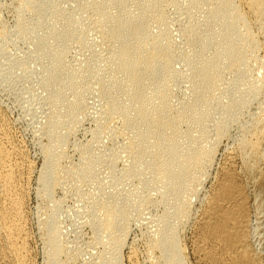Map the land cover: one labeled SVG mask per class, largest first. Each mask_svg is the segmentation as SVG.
<instances>
[{"label": "bare ground", "instance_id": "bare-ground-1", "mask_svg": "<svg viewBox=\"0 0 264 264\" xmlns=\"http://www.w3.org/2000/svg\"><path fill=\"white\" fill-rule=\"evenodd\" d=\"M56 1L59 3L60 0L59 1L56 0ZM69 1H70V3H72L71 0H69ZM166 1H168V0H137L136 2L133 1V4L130 5L129 2H127L126 0H84L83 3L79 2V4H77V7H78V9L80 8L81 13L79 12L80 14L78 16L76 15V17L70 18V21H68V19H66V21L64 20L65 22H62V23L65 24V27H64V30L62 28L61 32H59V30H58V32L61 33V34H59L57 36V31H56V28H55L56 25L54 24V23L57 22V20H56V22H55V20L53 22L52 18H50L51 19L50 21H52L53 24H52V27H50L51 25L49 26L50 28L48 27L49 29H47L48 30L47 32L44 31V33H46L45 34L46 36L43 33V35L39 34V37H36V38H39L40 43L42 44L41 48L43 47L44 44H46V42L49 41L50 38L51 39L53 38L56 41H58V44L56 43V45H58V46H60L59 45L61 43L60 40L64 39V38L66 39L67 36H69L68 38L71 41L73 40V41L78 43V42L82 41L81 38H83V37L86 38V36H85L86 32L84 33L85 35H83V37H82L78 33V32L81 33L80 30H78V32L77 31L74 32L75 29H73L74 31H70V28H71V26H73L74 28L76 26V27H78V29L80 28L82 30V33H83L84 31H83V28H82L81 24H83V22H84V25L86 24L85 26L87 28H89V29L91 28V29L94 30L95 35H96L95 40L97 39V37H99L100 38L99 39V43H101V45L104 44L106 46L107 51L111 50V49H108L107 47L113 49V51L111 53H107V54L110 55V57L111 56L112 57L110 59L108 58L109 62H108V60H107V62L104 61V62H106V64L104 62H102L103 64H100V65L99 64L96 65L97 63L95 65H92V63L88 64V62H87V64L86 63H85V65L83 64L81 67H78V69L76 68L77 69L76 72L75 71H74V73L71 72L72 74L69 73L72 76L71 77L68 76L70 78H68V81L66 80V83L71 85V89H72L71 91H72V94H73L72 95L73 96V100L71 101V103L66 102L67 104H65L66 105L65 116L77 114L79 112V110H80V105H81V101H82V98H83L82 96L84 94L83 95L81 94V88L82 87L79 89V88H77L78 87L77 85L79 84L80 81H82L83 75L85 77L87 76V79L90 80L91 82H94V83L96 82L99 85L100 91L103 92V94H104L103 98L107 97L106 98L108 100L107 103L105 102L106 99H105V101L102 99V101H104L107 104V105L104 104V105H106V108H105V111H103L104 113L102 112L103 114H105V116L111 117L112 115H110V114L114 110L117 109L116 115L119 112L118 114H120L121 119L122 120L124 119L126 121V123H128L127 121L130 122L132 120L131 114H133V112L131 113L132 110L130 111V109H134L135 114H134V117H133V122H134V125L136 127L135 128L133 127V128L137 129V133H135L137 136H135V135L134 136L137 137L138 142H141L142 145L139 146V148H137L138 145L135 144V143H132L131 145H129V147H127V150L129 152L128 154L130 155V157H129V155L127 157H129L131 159V161H134V160L136 161V159L138 157L140 158V156H145L146 155L147 156V160H146V163H145L146 165L145 164L142 165L143 164L142 163L141 164L142 166L138 165V167H136L134 169L132 168L131 170H130L131 166H129L130 168H129V170L127 169L128 170L127 174H132V176H134V178L137 177V176L141 177V175L146 173V171H145L146 167H149V168L151 167V169L153 168L155 175L157 177H161L162 179H164L165 181L164 180L163 181L166 182V184H168V185L165 184L166 186H168V189L170 191V192L169 191L168 192L173 195V198L175 197V199H172L171 201L175 200L176 207L173 208L174 207L173 206L174 201H173L172 208L175 210L176 216L178 218L180 217L181 220L178 219L177 217H175V218H177V220H179V221H182L183 217H185V216H187L189 214L188 213L189 212V210H188L189 209L188 208L189 205H187L184 202V199L186 197L184 199H183L184 196L183 197H181V196L179 197L178 196L179 194H178V192L176 190L177 189L178 190L181 189L180 191L187 190L189 195H186L183 192L182 193L185 194V196H190L191 198L195 197V195L198 196L197 192L195 193L196 186L201 184L202 179L205 177L206 173L207 174L210 173L209 171H207V168H208V166L210 168V165L212 163L211 161L213 160L214 151L215 150H213L212 148H208L206 145L207 144L209 145V143L206 144V142H205L206 145L205 144L204 145L207 148L206 147H202V145L198 144L197 148L195 149L196 145H193V144L197 140L198 141H200V139L203 140L204 134L209 131L208 130L207 132H204L205 130H204V127L202 126V123H203V121L205 120V118L207 116L206 112L208 110H206L207 109L206 107L210 108L209 104H211V101L214 99L213 96H215L214 95L215 92L212 94V91L215 88V86L217 85V83L219 82V80L221 79L220 78V76L222 75L221 73L226 71V70H230V71L236 72L237 75L245 74V77H246V75L250 76L251 72H254V70H258V71H256L257 73L260 70H263V72H262L263 75L261 76V79H260L261 82L260 81H259L260 83L257 82L258 83V84L256 83L257 86L255 85L253 87H249V89H248L246 87L247 83H245L246 85L245 84L244 85H245V88L248 89L247 91L245 90L246 95L249 94L251 97L256 96L258 94L260 96V93H261L260 90L264 89V61L259 60L258 59L259 57L257 56L258 55L257 52L259 53V51L261 49V45H262L261 42H259V39H258L259 33H257V32L262 31L264 33V0H206V3L209 4L208 12H206V13L204 12L205 14H202L199 11V13L201 14L200 15L201 17H199V18H198V16H196V18H192L194 14L189 16V18H191V19H190V22L188 21L189 25L187 24L188 26H187V30H186V34H185L186 38L189 39V40L192 38L193 39L192 41L196 40L197 42H199V44H197V47H198L199 50L203 49V48L205 49V45L209 44V43L214 45L215 49H214V51H213V53L211 55V59L205 60L204 63L201 66L200 65L198 66L199 69L191 71L193 69V68H191L192 64L191 65H189V64L187 65L186 64L187 67L189 66V69H190V71L193 74V80L191 79L192 80V84L190 83L191 84L190 86H192V92H194V96H193V98H191L193 100L192 101L190 100L191 102H189V103L183 101L182 104H184V102L186 104H184L183 106L180 105L181 107L178 108V111L176 110L175 113L171 112L170 107H172V106L169 105L170 103L167 104L168 101L166 100V98H168L167 96L170 94L169 90L171 89V87H170L171 78H174V77H172L173 73L171 71H170V73H169V71H167V69L169 70L170 56H171V52H173V51H171L172 49H170V46H169L170 43L167 44V41H166L167 40V38H166L167 37L166 36L167 33L166 34H164L163 32H159V34H157V32L154 33V31L152 30L151 26L148 23V21L152 19V22L154 21L153 22L154 24L153 23H152L153 25L151 24L152 27L153 26H155L156 28L160 27V23H162L161 21L163 20V10L165 9L164 8V9L161 10V7H162V5H164V3ZM52 2H55V1H51V0H17L16 1V3H18V5H16L17 9L15 8L17 11H15V10H13V11H15V13L16 12L18 13L17 17L19 19H17V20H21L20 18L23 17V13L24 12L26 13V11L28 12V10H30V12L34 11L36 14H38L40 16L41 9L44 11L45 9H43V8H48V6L50 4L52 5ZM57 2H56V4H57ZM73 2L75 3V1H73ZM131 2H132V0H131ZM61 3L62 2H60V7H61ZM111 3L116 5V6L113 5L115 11L112 10V12H111L110 9H109L110 11L107 10L108 5L111 4ZM86 5H87V7H86ZM75 6H74V8H75ZM49 7L53 8L54 7V3H53L52 6H49ZM163 7H165V6H163ZM58 8L59 7H58V4H57V9H53V11L54 10L57 11ZM49 9H47L46 11H48ZM61 9H63V8H61ZM61 9L59 8V10H60L59 14L62 13L61 11H63ZM194 9H195V7H194ZM199 9H200V7H199ZM88 10H90L91 13H96V14H94V16H90L91 14H88V16H84L83 13L86 14V12H88ZM53 11L51 13V16L50 15H48V16L53 17L52 14L53 15L55 14V12L53 13ZM196 11L194 13H197ZM65 13H67V12H65ZM62 15H64V14H61V16H60L61 19L65 16L64 15L62 17ZM67 15H69V14H67ZM250 15L253 16L254 20H256V22H257V26H255L256 29H254V27L252 26V24L250 22V19H251ZM14 16H16V14ZM46 16L47 15H45V17ZM68 17H70V16H68ZM148 18H151V19L148 20ZM61 19H58V20L60 21ZM43 21L45 23V18L43 19ZM61 21L58 22V23H61ZM52 22H50V24ZM185 22H187V21H185ZM46 24L49 25V23H46ZM166 24H168V23H166ZM60 25L61 24H58L57 26L61 27ZM169 25H170V23H169ZM0 26L3 27L4 24L0 25ZM20 26L16 27V30L14 32H13V30H11L12 32L11 31L9 32V29L7 30L6 27L3 28L0 31V50L6 49L7 47L10 48V49L11 48H15L16 46L18 47L19 44H22V42L20 43V41H25L26 35H27V33H26L27 29L23 28V27H20ZM12 29H15V28H12ZM57 29H58V27H57ZM257 30H259V31H257ZM87 35H88V32H87ZM89 37H91V35H89ZM47 38H49L48 41H47ZM87 38H88V36H87ZM88 39L90 40L92 38H88ZM89 40H88V42L86 40V42L89 43L90 42ZM71 41H69V42H71ZM87 43H85V44H87ZM79 44L81 45V42ZM79 44H78V46H79ZM66 45H68V44L66 43ZM71 45H70V47H71ZM63 46H65V45H63ZM63 46H62V49H63ZM99 47H100V45H99ZM189 47H191V46H189ZM55 48H56V46H55ZM55 48L50 49V47H49L50 51L55 49ZM66 48L67 47L65 46V49ZM45 50H47V49H45ZM45 50H41L40 49V52H38V55L36 56L38 61H40L43 58H45V56H44L45 55L44 53L46 52ZM47 52H46V54H47ZM49 52H48V56L50 54ZM200 52L202 53L201 50H200ZM57 54L55 53L56 56H57ZM79 54H81V52ZM48 56H46V57H48ZM50 56H49V58H50ZM52 56H54V55L52 54ZM63 56H65V55L63 54ZM61 60H64V59H61ZM81 60L83 61L84 59H81ZM43 61H45V60H43ZM53 62L55 63V59H54ZM53 62H51V63H53ZM59 62H62V61H60V58H59ZM51 63H49V64H51ZM55 64H57V62ZM54 65H49V66H54ZM64 65H66V64H64ZM49 66H48V69L50 68ZM194 67H195V65H194ZM51 69H55L56 70V68H50V70ZM62 69H64V71H65L64 67ZM19 71L21 72V70H19ZM51 71L49 72V70H48L49 73L47 72V76L44 74L46 77H41L42 78V82L46 83L47 81H52V82H54L53 85H55V81H53V79L55 78V75H57L58 77H61L59 75L61 74L62 70L60 71L59 75H58V73L57 74L55 73V72H58V70L57 71L53 70L52 72ZM190 71L188 73H190ZM15 72H17V71H15ZM44 73H46V72H44ZM258 74H260V72ZM66 75H67V73H66ZM58 77H57V79H58ZM85 77H83V78H85ZM222 77H223V75H222ZM239 79H240V77H239ZM247 79H248V77H247ZM258 79H259V77H258ZM54 80H56V79H54ZM85 80H86V78H85ZM88 80H86V81H88ZM248 80H250V78ZM242 81H244V80H242ZM57 82L59 83L60 81H56V83ZM86 83L88 84L89 82H86ZM94 83L92 84L93 88H94V85H95ZM252 84H254V82ZM0 85L3 86V84L1 82H0ZM51 85H47V86H51ZM64 85L67 87V84H64ZM69 85H68V87H69ZM58 86H60V85H58ZM239 86H241V85H239ZM3 87H5V86H3ZM61 87H63V85L60 86V88ZM169 87H170V89H169ZM49 88L50 87H48V91H49ZM60 88L55 89V90L53 88L52 91H51V94H49L50 92L47 93V91H46V93L49 94V96L48 95H47L48 97L45 96V99H44L43 102L42 101H39V103L37 102L38 103V107L40 109H44V110L48 111L49 108L52 107V109L53 108L55 109V106L57 104L60 105L61 103H63L64 100H65V98H63V97L66 96V95L62 96V93H63V91L65 93V89H67V88H64V89L62 88L63 89L62 92H61L62 89L60 90ZM87 88H89V87H87ZM240 88L244 89V86L240 87ZM172 90H174L173 87H172ZM82 91H84V90H82ZM228 91L229 90H227L226 92L229 93L230 91L229 92ZM232 92H231L230 96H227V97H230L229 101L226 100V103L228 102V104H226L227 107L226 108L225 107L222 108L224 110H223V112H221V115L223 113L224 120L228 121V123L230 122L229 120L234 118L233 116L235 115L234 114L235 110L240 109L243 106V103H244L243 102L244 97L240 98L241 96H236V94H239V93H236L235 90H234V92H235L234 95H233ZM245 92H243V95L245 94ZM219 94H220V92H219ZM80 95H82L81 96L82 98L80 97ZM99 95H100V92H99ZM120 96H121V98L123 97L125 99L124 101H127V103H128L127 107H126V105L124 107H121L122 106L121 105L120 106L121 108L118 107V103L120 101H123V100H120V99H119L120 101H118L117 100L118 98L116 99L118 101V103L115 104L117 101H114V99L116 97H120ZM250 96H246V97H250ZM220 97H224V96H220ZM28 98H26V99H28ZM32 98H29L28 100L25 99L26 101L24 102V104L27 106V103L30 102V100H34ZM187 98H189V97H187ZM79 99H80V105H79ZM217 99H221V98H216V100ZM223 100H224V98H223ZM249 100H252V99H249ZM254 100L255 99L253 97V101ZM124 101H123V104H124ZM244 101H246L245 103H247V99L246 98H245ZM34 102H35V100H34ZM172 102H173V100H172ZM31 103L32 102H30V105H31ZM33 103H32V105H33ZM120 103H122V102H120ZM213 103H215V102L213 101ZM62 105H64V104H62ZM21 106L24 109L26 107V106L22 105V103H21ZM244 106H245V104H244ZM27 108H28V106H27ZM29 108H31V107H29ZM19 109H20V107H18V110ZM34 109H36V108H34ZM59 110H60V108H59ZM240 110H242V109H240ZM57 111L58 110L56 108V111L53 112L54 113L53 117H52V119H50L51 121L53 120L52 122H48L47 121L48 123H47L46 126L43 124L42 127H40V128L38 127L37 128L38 131L37 130L34 131V133H35V132H39L41 130L42 131V133H41L42 136L44 138H46V140L48 142L47 144H49V142H51V144L49 145V146H51V148L49 146L45 145L48 148L43 146L45 148L42 150L43 151V158H44V161H45L44 163H51V166L50 167L47 166L48 168L45 169V170L42 169V170H44V172L43 171L41 172L40 177L41 176L42 177L39 178V183L40 184H38V185H40V188L42 189V192L45 194L44 198L47 197L48 200L50 199V198H48V195H50V192L52 191L51 189H53L52 187H55V184L57 183V181L60 180L59 176H62V174H64V173L61 174L63 169H61L60 163L62 162V159L65 156H63V153H62L61 150L64 149V148H67V147H63V146H65L64 145L66 143L65 141L68 140V138L70 137L68 132L65 133V132H62V131H57L58 126L60 128L61 124L59 125V123L61 122V120L63 118V113H64V112L61 113V111L60 112L59 111L57 112ZM63 111H65V110L63 109ZM172 111L174 112V109ZM49 112H50V110H49ZM261 112H262V110H261ZM25 113H26V111H25ZM35 113H37V112H35ZM112 114H114V112ZM236 116H237L236 118H238L239 115H236ZM256 116H258V114L255 115V117H254V119L256 118L255 120L250 121V122H252V124L250 125V128L246 129L248 131L246 132V130H244L245 132H243V130H242V132H243V136L241 135L242 139L240 141H238V143H236L237 146L235 147V149L232 152H229V153L225 154V156H224V164L222 165V167H220V169L218 171L217 178L215 179L216 180L215 185L213 187L209 188V190H208L209 194L206 197H204L203 201L200 203L201 206H199L200 209L198 211V216L196 215L195 220H194V217H193L194 221H192V227H193L194 231H193V238H192V240H193L192 241V246H193V248H192V256L197 261V264H263V259H264V257L262 256L263 254L261 255V252H259V250H257V248H254L253 244L251 243L252 242L251 241L252 240V238H251L252 225H251V221H250L251 217L249 215L250 212H249V207H248V202H247L248 201V195L249 194L250 195L253 194V196H255V198H254L255 202L253 201L254 204H255V207L257 209H259V210H263L264 211V175H262V172H261V170L263 168L262 167L259 168L260 163H264V112H262V115L260 114L259 118L256 117ZM117 117H118V115H117ZM219 117H221V116H219ZM48 118H49V116H48ZM65 118L66 117H64V119ZM251 118L253 119L252 115H251L250 119ZM106 120H108V119H106ZM123 121H122V123H123ZM232 121H234V120H231V122ZM118 122H119V120H118ZM239 122H241V121H239ZM215 123H216V121H215ZM217 123L220 124V125L215 128L216 129V134H215V132H214L215 135L211 134V133L210 134L216 136V137H213V138H216L217 141H219L221 137H222V139H224V137H225L224 135L225 134L227 135L228 133H226V130H227L226 126L221 125V123H219L218 121H217ZM131 124H133V123H131ZM181 124L186 125V127L190 126V125L191 126H194V125L196 126L197 125V127H194V128H196V129H194V130H196V134H191L190 131H188L189 128H185L184 130H180V127H181L180 125ZM247 124H248V122H247ZM0 125L2 127H4V125H5V120L3 119V117H1V115H0ZM113 125L115 126V124H113ZM205 125H207V124H205ZM126 126H127V124L125 125L124 131L125 130H129V129L126 128ZM2 127H0V128L2 129ZM63 127H64V125H63ZM131 127L132 126H130L129 128H131ZM228 127H229V124H228ZM32 129H34V128H32ZM71 129H73V127ZM96 129L98 130V128H96ZM60 130H62V129H60ZM117 130H119V129H117ZM66 131H67V129H66ZM124 131H123V133H124ZM112 132H115V130L112 131ZM120 132H122V130ZM129 132L131 133V130H129ZM135 132H136V130H135ZM5 133H7V132L5 131ZM5 133H4V130L1 131L0 139H1V137H3V134H5ZM93 133H96V132H93ZM98 133H99V131L96 133V136L92 135L93 138L91 136L92 139L88 141L86 146H82L81 149L78 147L80 149L79 150V152H80L79 154H81V158L80 159L83 162L82 164L81 163L80 164H81V167H82V165H84V167H82V169H77L76 168V170H74L73 173L70 171V173H72L73 175H76V176L78 175L79 177H81L80 175L83 176L84 174H87L90 171L89 167H90V165L92 163H94V164L96 162L97 163H99V162L102 163V161H103L104 162L103 164H105L108 161L112 162L113 158H111V156L112 155L115 156V154H112L114 152L113 151L111 152L109 150L111 153L107 152V153H109V154H107L105 152V150L108 151V149L112 148L113 144L108 146L107 145V141L110 140L111 143H112V140L110 138L114 137L115 135H113V133H108L107 132L106 134H108V136H103L104 137L103 138L101 135L97 136ZM8 134L9 133H7V136H8ZM52 134H54V135L56 134V138L54 137V141H52V140L50 141L49 140V137H51V136L53 137ZM205 135H207V134H205ZM127 136H128V134H127ZM134 136H132V137H134ZM32 138H34V136ZM101 138H103V139H101ZM181 138H183V139L186 138L184 143L182 142V144H185V142H186L187 143V145L185 144L186 147H188V145H193L195 150L194 151L193 150L192 151H188L187 148L183 147L184 145L181 144L182 145L181 146L180 145L181 142L180 143L178 142V140L181 139ZM208 138H206V139L208 140ZM213 138L210 141L208 140V142L211 143V141H213ZM6 139H7V137H6ZM8 139L12 141V139H10L9 137H8ZM50 139H52V138H50ZM129 139H128V141H129ZM137 139H135L136 143H137ZM183 139L180 140V141H183ZM7 140H5V141L7 142ZM113 140H114V138H113ZM132 140H134V138H132ZM1 142L2 141L0 140V202H2V200L4 199V197L7 194L8 191L6 189L8 187H10L9 184L13 183V182H11V183L7 184V186L8 185L9 186L6 187V185H5L6 181L8 180V177H10V176L7 177L3 173L4 172L3 169L5 170V167H7V168H9L10 172L11 171L15 172V171L20 170V169L23 168V165L21 163H19L18 160L15 161V157L18 155V152H17L18 150L16 149L17 150L16 151L15 147L14 148H9L8 146H6L7 144L5 145V144H3V142L2 143ZM131 142H133V141H131ZM203 142H204V140H203ZM203 142L201 144H203ZM219 142H217V143H219ZM7 143L10 144V142H7ZM108 143H110V142H108ZM127 143L130 144L129 142H127ZM178 143L182 147V149H180V146L177 147ZM197 143H200V142H196L195 144H197ZM215 143H216V141H215ZM215 143H213V144H215ZM138 144L140 145V143H138ZM10 145H11V147H13L12 146L13 142ZM211 145H210V147H212ZM114 146H113L112 149H114ZM191 147L192 146H190V148ZM124 148H126V147H124ZM192 149H193V147H192ZM215 149H217V148H215ZM64 152L66 153L65 150H64ZM19 153H21V152L19 151ZM40 153H42V152H40ZM215 153H216V151H215ZM117 154H118V152H116V155ZM118 157H119V155H118ZM20 158H21V156H20ZM129 158H128V160H129ZM116 159L114 158V161ZM236 159H240L239 161H241V163L239 162L241 165L238 163L240 165L238 169L235 168L236 165H235V167L233 166V164L235 163ZM114 161H113V164H114ZM131 161H130V163H131ZM109 162H108V164H109ZM143 162H144V160H143ZM101 163H99V164H101ZM132 163H134V162H132ZM139 163H140V160H139ZM136 164H138V163L136 162ZM98 166H100V165H98ZM108 167H109V165H108ZM96 168H93V169H96ZM93 169H92V172L94 171ZM259 169H261V170H259ZM6 171H8V170L6 169ZM26 173H27V171H26ZM66 173H68V172H66ZM70 173H68V174H70ZM122 173H124V172H122ZM151 174L154 175L153 173H151ZM91 175H93V174H91ZM128 176H130V175H128ZM110 177L112 178V176H110ZM11 178H13V177H11ZM71 178H72V176H71ZM82 178H84V176ZM85 178H87V177H85ZM89 178H92V177H90V175H89ZM130 178H131V176H130ZM16 179H18V178H16ZM120 179L121 178H119V180ZM152 179L149 178L148 181L150 182V180H152ZM119 180H118V182H119ZM9 181H11V179H9ZM12 181H14V180L12 179ZM125 181L126 180H124V182ZM144 181H145V178H144ZM153 181H154V179H153ZM158 181H160V180H158ZM113 182H111L110 184L111 185H112V183L115 184V181H113ZM120 182H122V180ZM152 182H150V183H152ZM14 183H16V182L14 181ZM140 183H142V182H140ZM140 183L138 182V185ZM154 183H155V181H154ZM162 184L163 183L161 182V185ZM58 185L56 184V186H58ZM121 185H123V184H121ZM116 186H118V184L115 185V190H116ZM154 186H155V184L153 185V187ZM166 186H160V188H164V187L166 188ZM105 187L108 188L109 186L108 187L105 186ZM112 187L114 188V186H111V188ZM198 187H200V186H197V188ZM117 188H119V187H117ZM151 188H152V186H151ZM101 189H103V188H101ZM153 189L155 190L154 191L155 193H158V192H156L157 188L156 189L153 188ZM153 189H151V190H153ZM109 190H110V188H109ZM164 190L162 189V191H164ZM102 191L104 192V190H102ZM112 191H113V189H112ZM144 191H143V193L145 194ZM158 191H159V193L162 192L160 190H158ZM166 191L167 190H165V192ZM105 192H107V189H106ZM116 192H118V191H116ZM112 194L115 195V193H112ZM144 194L141 195L143 197L142 199H141V196H139L141 201L138 200V201H140V204H142V205L145 203V201H147L148 204H149V201H151V198H152L151 196H153V195H149L148 192L145 195ZM150 194H152V193H150ZM164 194H166V193H164ZM102 195L104 196L103 193H102ZM138 195H140V194H138ZM172 195H169V198ZM95 196H97V195L95 194ZM105 197L107 198V196H104V198ZM108 197H109V195H108ZM96 198H95V200H96ZM104 198L101 197L100 199H104ZM137 198H135V200ZM162 198H164V197H162ZM191 198H190V200H191ZM11 199H13V198H11ZM98 199H99V196H98ZM127 199H125V201H127ZM167 199H168V197H167ZM132 200H128L127 202H125L126 204H128L127 206H129L131 203H133ZM185 200H187V199H185ZM18 201L19 200L17 199L16 203ZM47 201H46V203H47ZM107 201H108V199H107ZM166 201L167 202L165 204H167L169 200H166ZM48 202H50V200ZM101 202H102V200H101ZM110 202H111V200H110ZM94 203H96V202H94ZM135 203L137 204V202H135ZM190 203H192V202H190ZM17 204H20V203L18 202ZM116 204H118V202ZM99 205H97V206H99ZM162 205H164V204H162ZM168 205H169V203H168ZM121 207H123V206H121ZM141 207H139V208H141ZM168 207H165V208L167 209ZM48 208H51V207H48ZM99 208H101V207H99ZM116 208H118V207H115V204L113 202L104 206V214H103L104 218L102 219L103 223L100 222V224H101L100 228H102L106 233L108 232L109 239H110L112 245L111 244L108 245V243H106V242L105 243L107 244V247L111 246V247H109V250L112 251V252H109V253H113L115 256L119 257L118 252L123 247V241H124V239L126 240V238L129 236V231L126 230V229L128 227V224H129V223H127V220H129V219L131 220V218L129 216V219L126 220V218H127L126 211L121 208L122 211L119 212L118 211L119 209H116ZM119 208H120V206H119ZM131 208H129L130 211L134 207L132 209ZM139 208H137V209H139ZM93 209L94 208H92L90 211H93ZM129 209H128V211H129ZM47 210L50 211V209H47ZM168 210H166V211L168 212ZM170 210L172 211V209H170ZM187 210H188V212H187ZM171 211H169V213ZM98 212L100 213V209H99ZM94 213H90V215L91 214L95 215ZM99 213H97V214H99ZM166 213H165V215H166ZM13 214H14V212L12 213V212H10V210H9V212H8V210H3L2 214L0 215V260L4 264H26V260H28L27 259L28 256H27L26 252L23 250L22 246H19V245L16 244L17 239L20 238V235L22 234L21 233L22 232V225L16 223L15 220L12 219V215ZM45 214H46V217L41 221V223L43 222V224H40V225H44V226H42V229L45 228L46 229L45 232L47 231V233H48V240H45L46 241L45 244L48 245L47 253L49 255L50 263H52V264H60L61 259H65L66 261L68 260L67 257L69 256V254H68L67 257H65V256L68 253V248L69 247L66 248L65 245L63 244V242L61 243V241H59V238H58L59 236L57 237V234H58L57 232L58 231L56 232L57 227H56V229H54L55 227L53 228V226H52L53 223H52L51 216L54 215V213L53 214H49L48 213L49 215H47V212H45ZM132 214H134V212ZM132 214L130 213L131 217L133 216ZM171 215H173V214H171ZM97 216H99V215H97ZM163 216H164V213H163ZM54 217H55V215H54ZM54 217H52V218H54ZM95 217H96V215H95ZM136 217H138V216H136ZM172 217L173 216H171V218ZM89 218L92 219L91 217H89ZM135 218H133V219H135ZM162 218L163 217L161 215V219ZM168 218H170V217H168ZM94 219L96 220V218H94ZM147 219H149V218H147ZM161 221L163 222L164 219L161 220ZM171 221H172V223L169 220V222L172 225L173 221H175V220L173 219ZM96 223L98 224L99 221L96 222ZM163 223H165V222H163ZM176 223H179V222L176 221ZM176 223L174 224L173 227L170 225L172 228L170 226H168L170 228L166 229V230L164 228H162L165 231H162V232L160 231L161 233H159V230H158L159 234L156 236V238L154 237L155 239L152 238L153 240L151 239V242L150 241L148 242L149 243L148 244V248H149L150 251L151 250H155V252H156V250H159L160 255L158 256V258H159L158 260H160L162 264H186V260H185V256H184V249H183V246L181 245L182 241L180 242V237H182V236H180V232L181 231L177 232L178 231L177 228H179V226L177 227ZM93 224H95V222ZM160 225H161V223H160ZM163 225H161V226L163 227ZM166 225H168V222H167ZM54 226H56V225H54ZM180 226L182 228V226H183L182 223H180ZM58 228H59V226H58ZM166 228H167V226H166ZM159 229H160V227H159ZM38 230H40V229H38ZM119 230H121V232ZM98 231H100V230H98ZM116 231H119L121 234L119 233V236H118V234L116 233L117 234V236H116L115 235ZM64 235H63V237H64ZM105 235H107V234H105ZM104 236H103V239H101L102 238V235H101L100 239L102 241L106 239V241H107L108 237L104 238ZM63 237H61V238L63 239ZM98 240L96 242H99ZM102 243L104 244V242H102ZM92 244H93V242H92ZM74 247H76V246H74ZM95 247L97 249V246H95ZM145 247H146V245H145ZM102 248H103V246H101V249ZM96 249H94V250L95 251L99 250V247H98L97 250ZM102 250L104 251V249H102ZM106 250L108 251V249H106ZM107 251H104V252L107 253ZM146 252H148V251H146ZM99 253H101V252H99ZM99 253H97V254H99ZM102 253H101V255H102ZM109 253H107L106 255H108ZM92 255H90V256L92 257ZM99 255H98V257L95 256V258L99 259ZM78 256H79V253H78ZM103 256H104V254H103ZM149 256H151L150 253H149ZM152 256L155 257L154 254ZM86 257H87V255H86ZM102 258L103 257H101V259ZM116 258L117 257H114V259L109 261V263H107V264H119L120 262L117 263L118 262V258L117 259ZM133 258H134V250H133V248H131L130 252L128 253V260H129L130 264H133ZM89 259H90V257H89ZM103 260H101V262ZM158 260H157V262H158ZM67 262L70 263V261H67ZM107 262H108V260H107ZM155 262L152 261V263H154V264H155Z\"/></svg>", "mask_w": 264, "mask_h": 264}, {"label": "rangeland", "instance_id": "rangeland-1", "mask_svg": "<svg viewBox=\"0 0 264 264\" xmlns=\"http://www.w3.org/2000/svg\"><path fill=\"white\" fill-rule=\"evenodd\" d=\"M17 0H0V25H3L4 26H0V31L3 29V28H7V30L9 29V32L11 30H13V32L16 30V27H23V28H26L27 30V35H26V39L25 41H20V43L22 42V44H19V48L16 46L15 48H6V49H3V50H0V82L3 84V86L0 85V115L1 117H3V119L5 120V125L4 127H2L0 125V127H2V129L4 130V133L5 131L8 134L7 136V133L3 134V137H1V141L3 142V144H7L6 146H8L9 148H14L15 147V150L18 152V155L15 157V161L18 160L19 163H21L23 165V168L20 169V170H17L15 172H10L9 171V168L5 167V170L3 169V173L8 177V180L6 181V187H8L10 185V187H8L6 190L8 191L6 196L4 197V199L2 200V202H0V213L2 214L3 210H10V212H14V214L12 215V219L15 220L16 223L18 224H21L22 225V234L20 235V238L17 239L16 241V244L19 245V246H22L23 250L26 252L27 254V259L26 260V264H52L50 263V259H49V255L47 253V247L48 245L45 244L46 241L45 240H48V233L47 231L45 232V228L42 229V226L44 225H40V224H43V222L41 223V221L46 217V214L45 212H47V215L49 214H53L55 215H52L51 216V219H52V226L54 229H56V232L59 234H57V237L59 238V241H61V243L63 242V244L65 245V247H69L68 248V253L66 254L65 257L68 258L67 261H70V263H68L65 259H61V262L60 264H107L109 263V261L113 260L114 257H117L118 258V262L119 264H130L129 260H128V253L130 252L131 248H133L134 250V258H133V264H151L152 261H156L155 264H162L160 260H158V256L160 255L159 253V250H149L148 248V242L150 241L151 242V239H155L156 236L161 233L162 231H165L166 229H169L171 226L173 227L174 224L177 222L179 223H176V226L179 228H177V232L181 231L180 232V242H181V245L183 246V249H184V256H185V260H186V264H197V261L194 259V257L192 256V238H193V227H192V221L195 220L196 218V215L198 216V211H199V206H201V202L203 201L204 197H206L209 193H208V190L210 187H213L215 185V182H216V178H217V174H218V171L220 169V167H222V165L224 164V156L225 154L229 153V152H232L235 147L237 146L236 143H238V141H240L242 138H241V135L243 136V132H245L244 130L250 128V125L252 124V122L250 121H253L255 120L254 117L255 115L258 114V116L256 117H260V114L262 115V112H264V89L263 90H260V96L259 94L256 95V96H253L254 97V101H253V97H251L249 94L246 95V92L245 90L247 91L249 89V87H253V86H257L258 83H260V79H261V76L263 75L262 72L263 70H260V74H258L256 71L258 70H254V72H251L250 76H247L245 77V74H239L237 75L236 72L234 71H230V70H226L224 72H222L221 74L222 75L220 76V80H219V84L217 83V85L215 86V88L213 89L212 91V94L214 93L215 96H213V99L211 101V104L210 105V108L209 107H206L208 110L206 113H207V116L205 118V120L203 121L202 123V126L204 127V132H208L205 133L207 135L204 134V137H203V140L200 139V141H196V142H200V143H197V144H193V145H196L195 149L197 148L198 144L202 145V147H208V148H212L214 151V157H213V160L211 161V165H210V168L208 166L207 168V171H209L210 173H206L205 174V177L202 179V182L200 185H197V186H200L197 188H195V193L197 192V195H195V197H190V196H185L186 195H189L187 190L185 191H180V190H176L178 192V196L180 197H183V199H187L185 200L184 199V202L189 205L188 206V210L187 213L188 217L185 216L183 217L182 221H179L177 220V216H176V213H175V210L173 208L176 207V203H175V200L174 201V204H173V208H172V203L173 201H171L172 199H175V197L173 198V195L171 193H169V189H168V184H166V182H164L165 180L162 179L161 177H157L154 173V170L153 168L151 169V167H146V173H144L143 175L140 176H137L134 178V176H132V174H127L128 173V170H129V166H131L130 170L133 168H136L138 167V165H144L146 163V160H147V156H140V158L136 159V161H131V159L129 158L130 155L128 154V150H127V147H129V145H131L132 143H135L137 144V148H139V146L142 145L141 142H138V139L137 136L135 133H137V129H134L136 126L134 125V122H133V117H134V109H130L131 113L133 112V114H131L132 116V120L129 122L127 121L128 123H126V121L122 120L121 119V116L120 114L117 113L116 115V112H117V109L114 110V114H110L112 115L111 117H108V116H105V114H103L105 111V108H106V103H107V97H104V94L103 92L100 91V88H99V85L95 82H91L90 80L87 79V76L85 77L83 75V77L86 78V81L85 78L82 77V81L79 82V84L77 85L78 87L77 88H81V94L83 95H80V97L82 98V101H81V105H80V99H79V105H80V110L77 114H73V115H69V116H65V113H66V105L67 104L66 102L68 103H71V101L73 100V94H72V89H71V85H69L68 83H66V80L68 81V78H70L72 75V73H74V71L76 72L78 67H81L83 64L85 65V63L87 64H90L92 63V65H100V64H103L102 62L108 60L109 62V59L112 57H110L109 54L107 53H111L113 51L112 48H109L107 47L108 49H111L110 51L106 49V46L104 44L101 45V43H99V37H97V39L95 40V32L93 29H89L87 28L85 25H84V22L83 24H81L82 28H83V33H82V30L78 27L75 26V28L73 26H71L70 28V31H74L73 29H75L74 32H78V30L81 31L78 32L82 37L83 35L88 36V38H92V39H86L85 37L81 38L82 41L81 42V45L79 44L80 42H75V41H71L67 36V38L65 39H61L60 40V46L56 45V43L58 44V41H56L55 39H49L47 38V41L49 39V43L46 42V44L43 45V47L41 48V43H40V40L39 38H36V37H39V34L43 35L44 31L47 32L50 27H52V24L55 20H57L56 23H54L56 26V31H57V36L61 33L62 31V28L64 30V27H65V24L62 23V22H65L66 19H68V21H70V18L72 17H76V15L78 16L80 13H81V10L80 8L78 9L77 7V4H79V2L83 3L84 0H71L72 3H70L69 0H58L59 3L56 1V0H51V1H55V2H52V5L54 3V7L51 8L49 6H52L51 4L48 6V8H43L45 9L44 11L41 9V13H40V16L38 14H36L34 11H31L28 10V12L26 11V13L24 14L23 13V17L20 18L21 20H17L19 19L17 16V12L15 13V11H17V6L18 3H16ZM64 1V2H63ZM75 1V3L73 2ZM127 2H129L130 5L133 4V1L136 2L135 0H126ZM199 1V2H198ZM11 2V3H10ZM15 2V3H14ZM58 4V7L63 10L61 11L62 13L59 14V8L57 11H53V9H57V4ZM60 2L61 3V7H60ZM77 2V3H76ZM193 4H192V3ZM202 3V4H201ZM73 4V5H72ZM65 5V6H64ZM76 5V6H75ZM111 5V6H110ZM113 3L109 4L108 5V8L107 10H114V7H113ZM198 5V6H197ZM63 6V7H62ZM75 6V8H74ZM85 6V5H84ZM116 6V5H115ZM165 6V7H163ZM77 7V8H76ZM87 7V5H86ZM193 7V8H192ZM195 7V9H194ZM200 7V9H199ZM16 8V9H15ZM53 13L55 12V14L52 16L53 17H50L51 16V13L52 11ZM84 8V7H83ZM165 8V9H164ZM192 8V9H191ZM205 10H204V9ZM47 9H49L48 11H46ZM67 9V10H66ZM77 9V10H76ZM163 10V20L161 21L162 23H160V27L156 28L155 26L152 27V25L154 24L152 22V19L151 18H148L151 19L148 21L149 25L151 26L152 30L154 31V33L157 32V34H159V32H163L164 34H166V38H167V44L170 43V49H172L171 51V56H170V62H169V70L167 69V71H170L173 73V76L174 78H171V84H170V87L169 89V95L167 96L168 98H166V100L168 101V103H170L169 105H171L172 107H170V110L172 113H175L176 110L178 111V108H180L181 106L180 105H184L186 104L185 102L189 103L191 102L193 99V96H194V92H192V86H190L192 84V80H193V74L191 71L193 70H197L199 69V65L201 66L205 60H209L211 59V55L215 49V46L212 45V44H206L205 45V49H200L202 51V53L200 52V50L198 49L197 47V44H199V42H197L196 40L195 41H192L193 39L191 38L190 40L186 38V30H187V26L189 25V22H190V19L189 16L193 15L192 18H196V16L201 17L200 13L202 14H205L206 12H208L209 10V4L206 3V0L202 1V0H168L164 3V5H162L161 7V10ZM202 9V10H201ZM15 10V11H13ZM65 10V11H64ZM109 10V11H110ZM197 10V11H196ZM43 11V12H42ZM90 10H88V12L83 13L84 16H88V14H91L90 16H94V14L96 13H91V11L89 12ZM197 12V13H194V12ZM200 11V13H199ZM202 11V12H201ZM14 12V13H13ZM67 12V13H65ZM80 12V13H79ZM205 12V13H204ZM192 13V14H191ZM16 14V16H14ZM43 14V15H42ZM47 15L45 17V15ZM61 14H64L62 15V19H61ZM69 14V15H67ZM75 16H74V15ZM93 14V15H92ZM50 15V16H48ZM56 15V16H55ZM59 15V16H58ZM22 16V15H21ZM55 16V17H54ZM70 16V17H68ZM12 17V18H11ZM17 17V18H16ZM20 17V16H19ZM48 17V18H47ZM59 17V18H58ZM166 17V18H165ZM45 18V23L43 21V19ZM52 18L53 22L50 21ZM54 18V19H53ZM56 18V19H55ZM61 19V23H58L60 22L58 19ZM165 18V19H164ZM177 18V19H176ZM189 18V19H188ZM250 22L252 24V26L254 27V29H256L255 26H257V22L256 20H254V17L250 15ZM48 21H47V20ZM188 19V20H187ZM65 20V21H64ZM253 20V21H252ZM17 21V22H16ZM19 21V22H18ZM47 21V22H46ZM52 22L50 24V22ZM165 21V22H164ZM187 21V22H185ZM189 21V22H188ZM42 22V23H41ZM46 23H49L46 24ZM61 24L59 26H57L58 24ZM153 23V24H152ZM164 23V24H163ZM168 23V24H166ZM170 23V25H169ZM42 24V25H41ZM152 24V25H151ZM188 24V25H187ZM51 25V26H50ZM175 25V26H174ZM50 26V27H49ZM54 26V25H53ZM63 26V27H62ZM84 26V27H83ZM49 27V28H48ZM58 27V29H57ZM155 27V28H154ZM12 28H15V29H12ZM186 28V29H185ZM18 29V28H17ZM77 29V30H76ZM87 29V30H86ZM59 30V32H58ZM156 30V31H155ZM165 30V31H164ZM168 30V31H167ZM170 30V31H169ZM69 31V32H70ZM180 33H179V32ZM259 31V30H257ZM12 32V31H11ZM86 32V33H85ZM87 32H88V35H87ZM85 33V34H84ZM259 33V36H258V39H259V42H261V49L259 51V53L257 52V56L259 57L258 59L259 60H262L264 61V33L262 31H259L257 32ZM46 33H44L45 35ZM170 34V35H169ZM89 35H91V37H89ZM169 35V36H168ZM46 36V35H45ZM80 36V37H81ZM169 37V38H168ZM63 38V37H62ZM88 42V40L90 41L89 43L86 42V40ZM185 39V40H184ZM189 40V41H188ZM67 41V42H66ZM71 41V42H69ZM165 41V42H166ZM24 42V43H23ZM69 42V43H68ZM66 43L68 45H66ZM76 43V44H75ZM83 43V44H82ZM87 43V44H85ZM189 43V44H188ZM72 44V45H71ZM79 44V46H78ZM173 46H172V45ZM46 45V46H45ZM48 45V46H47ZM65 45L67 48L65 49ZM71 45V47H70ZM100 45V47H99ZM209 45V46H208ZM45 46V47H44ZM56 46V48H55ZM58 46V47H57ZM62 46H63V49H62ZM82 46V47H81ZM91 46V47H90ZM191 46V47H189ZM207 46V47H206ZM21 47V48H20ZM52 48H55L53 50L50 51V49ZM85 47V48H84ZM103 47V48H102ZM23 48V49H22ZM44 48V49H43ZM69 48V49H68ZM15 49V50H14ZM17 49V50H16ZM40 49L41 50H45L46 52L50 51L49 53V56L52 54L54 56H48V52L46 54V52L44 53L45 55V58H43L42 60L38 61L36 56L38 55V52H40ZM66 51H65V50ZM213 49V50H212ZM9 50V51H8ZM13 50V51H12ZM39 50V51H38ZM83 50V51H82ZM56 51V52H55ZM61 51V52H60ZM76 51V52H75ZM85 51V52H84ZM52 52V53H51ZM57 54V56L55 55V53ZM81 52V54H79ZM61 53V54H60ZM65 56H63V54ZM105 54V55H104ZM72 55V56H71ZM112 55V54H111ZM48 56V57H46ZM60 56V57H59ZM62 56V57H61ZM203 56V57H202ZM58 57V58H57ZM190 57V58H189ZM207 57V58H206ZM52 58V59H51ZM59 58H60V61L62 62H59ZM66 58V59H65ZM89 58V59H88ZM93 58V59H92ZM109 58V59H108ZM189 58V59H188ZM192 58V59H191ZM199 58V59H198ZM48 59V60H47ZM55 59V63L57 62V64H55L53 61ZM61 59H64V60H61ZM81 59H84L83 61ZM92 59V60H91ZM45 60V61H43ZM52 60V61H51ZM50 61V62H49ZM74 61V62H73ZM90 61V62H89ZM190 61V62H189ZM47 62V63H46ZM53 62V63H51ZM59 62V63H58ZM84 62V63H83ZM106 62H104L106 64ZM192 62V63H191ZM51 63V64H49ZM80 63V64H79ZM194 63V64H193ZM199 63V64H198ZM66 64V65H64ZM80 66H79V65ZM191 65L193 68L191 71L189 69V66L187 67V65ZM49 65H54V66H49L50 68H56L55 69H51L52 71H57L58 72H55L56 74L58 73V75L60 74V71L62 70L61 74L59 76L61 77H58L57 75H55V78L56 80L53 79V81H55V85L54 82L52 81H47L46 83H43L42 82V78L41 77H46L47 76V72L49 70V72L51 71L50 68L48 69V66ZM61 65V66H60ZM195 65V67H194ZM56 66V67H55ZM59 68H58V67ZM77 66V67H76ZM197 66V67H196ZM65 68V71L64 69L62 68ZM23 68V69H22ZM77 68V69H76ZM184 68V69H183ZM187 68V69H186ZM75 69V70H74ZM21 70V72L19 71ZM190 73H188L189 71ZM15 71H19L18 73L15 72ZM51 71V72H52ZM183 71V72H182ZM46 72V73H44ZM48 72V73H49ZM72 72V73H71ZM186 72V73H185ZM232 72V73H231ZM67 73V75H66ZM70 73V74H69ZM234 73V74H233ZM253 73V74H252ZM256 73V74H255ZM17 74V75H16ZM46 76H45V75ZM69 74V75H68ZM185 74V75H184ZM255 74V75H254ZM13 75V76H12ZM44 75V76H43ZM241 75V76H240ZM254 75V76H253ZM70 76V77H68ZM243 76V77H242ZM58 77V79H57ZM67 77V78H66ZM240 77V79H239ZM250 78V80L247 79ZM259 77V79H258ZM37 78V79H36ZM243 78V79H242ZM245 78V79H244ZM39 79V80H38ZM41 79V80H40ZM192 79V80H191ZM239 79V80H238ZM244 81H242V80ZM173 80V81H172ZM238 80V81H237ZM246 80V81H245ZM254 80V81H253ZM257 80V81H256ZM56 81H60L59 83ZM242 81V82H241ZM248 81V82H247ZM254 84H252L253 82ZM260 81V82H259ZM51 82V83H50ZM65 82V83H64ZM86 82H89L88 84ZM252 82V83H251ZM258 82V83H257ZM41 83V84H40ZM95 84L94 85V88H93V85L92 84ZM191 83V84H190ZM247 83V85L245 84ZM257 83V84H256ZM52 84V85H51ZM64 84H67V87L64 85ZM186 84V85H185ZM248 89L245 88V85ZM46 85V86H45ZM47 85H51V86H47ZM63 85V87L60 88V86ZM69 85V87H68ZM173 85V86H172ZM183 85V86H182ZM241 85V86H239ZM244 86V89L240 88V87H243ZM44 86V87H43ZM53 86V87H52ZM55 86V87H54ZM58 86V87H57ZM80 86V87H79ZM48 87H52L51 89L49 88V91H48ZM89 87V88H87ZM172 87L174 90H172ZM43 88V89H42ZM47 88V89H46ZM54 88L55 89H58L60 88V90L63 88H67L65 89V93L63 91V89L61 90V92L63 91L62 93V96H64L63 98H65L64 102L61 103L60 105H56L55 106V109L52 107L48 109V111L44 110V109H40L38 107V103L39 101H44L45 99V96H49V94H51V91L52 89ZM99 88V89H98ZM191 88V89H190ZM217 88V89H216ZM95 89V90H94ZM97 89V90H96ZM190 89V90H189ZM223 89V90H222ZM229 90L227 93L226 91ZM84 90V91H82ZM92 90V91H91ZM99 90V91H98ZM215 90V91H214ZM226 90V91H225ZM234 90L236 93H241L240 95L239 94H236V96H241L240 98H243V106L245 104V106L241 107L240 109L238 110H235V115L233 116L234 118H232L231 120H234L231 122V120H229L230 122L228 123V121L224 120V116H223V113L221 115V112H223L224 109L222 108H226L228 104V102L226 103V100L229 101V98L230 97H227V96H230L231 95V92L233 93L234 95ZM49 93L47 94L46 93ZM71 91V92H70ZM97 91V92H96ZM217 91V92H216ZM225 91V92H224ZM240 91V92H239ZM84 92V93H83ZM99 92H100V95H99ZM220 92V94H219ZM243 92H245V94L243 95ZM17 93V94H16ZM46 93V94H45ZM89 96H88V95ZM97 94V95H96ZM185 94V95H184ZM217 94V95H216ZM223 94V95H222ZM227 94V95H226ZM13 95V96H12ZM31 95V96H30ZM86 95V96H85ZM219 95V96H218ZM30 96V97H29ZM40 96V97H39ZM47 96V97H48ZM68 96V97H67ZM100 96V97H99ZM117 96V95H116ZM119 96V95H118ZM220 96H224V97H220ZM246 96H250V97H246ZM258 96V97H257ZM32 98L35 100H30V102H34L33 105L31 103L30 105V102L27 103V106L24 104V102L26 100H28L29 98ZM79 97V98H80ZM92 97V98H91ZM102 97V98H101ZM172 97V98H171ZM189 97V98H187ZM226 97V98H225ZM28 98V99H26ZM36 98V99H35ZM118 98V99H117ZM216 98H221V99H217ZM224 98V100H223ZM245 98L247 99V103H245L246 101ZM257 98V99H256ZM26 99V100H25ZM38 99V100H37ZM101 99V100H100ZM102 99L105 101L106 99V103L104 101H102ZM120 101V100H125L123 97L121 98L120 97H116L114 99V101ZM120 99V100H119ZM185 99V100H184ZM249 99H252V100H249ZM68 100V101H67ZM173 100V102H172ZM191 100V101H190ZM21 101V102H20ZM88 101V102H87ZM101 101V102H100ZM118 101L115 103L117 104ZM123 101H120L122 103H118V107H124L126 105H128L127 101H124V104H123ZM184 102V104H182ZM213 101L215 103H213ZM223 101V102H222ZM38 102V103H37ZM19 103V104H18ZM21 103L22 105L26 106L25 109L22 108L21 106ZM37 103V104H36ZM86 103V104H85ZM127 103V104H126ZM173 103V104H172ZM35 104V105H34ZM64 104V105H62ZM85 104V105H84ZM106 104V105H104ZM225 104V105H224ZM248 104V105H247ZM18 105V106H17ZM37 105V106H36ZM34 106V107H33ZM54 106V105H53ZM60 106V107H59ZM64 106V107H63ZM85 106V107H84ZM104 106V107H103ZM177 106V107H176ZM223 106V107H222ZM261 106V107H260ZM18 107H20V109L18 110ZM31 107V108H29ZM63 107V108H62ZM84 107V108H83ZM120 107V108H121ZM17 108V109H16ZM36 108V109H34ZM39 108V109H38ZM56 108L57 110L61 113H63V118L62 120L64 119V117H66L63 121L61 120V122L59 123L60 125V128L58 126L57 128V131H62V132H65L70 135V137L68 138V140H66L65 142V146L63 147H67V148H64L62 149V153H63V156H65L63 159H62V162L60 163V167L62 170L61 174L62 176H59L60 180L57 181V185L55 184V187H52L53 189H51L52 191L50 192V195H48V198H50V202H48L49 200L47 199V197L44 198L45 194L42 192V189L40 188V184L39 183V178L40 175H41V172L45 169H47L48 167L51 166V163H44V158H43V149L46 147V146H49L51 144V142H49V144H47V140L46 138H44L42 136V131L40 130L39 132H35L37 130V128L39 127H42L43 124L46 126L48 122H52L50 119H52L53 117V112L56 111ZM60 108V110H59ZM62 108V109H61ZM104 108V109H103ZM176 108V109H175ZM63 109L65 111H63ZM174 109V112L172 111ZM205 109V108H204ZM244 109V110H243ZM24 110V111H23ZM29 110V111H28ZM31 110V111H30ZM41 110V111H40ZM50 110V112H49ZM52 110V111H51ZM100 110V111H99ZM262 110V112H261ZM22 111V112H21ZM26 111V113H25ZM57 111V112H58ZM241 113H240V112ZM37 112V113H35ZM103 112V113H102ZM51 115H50V114ZM239 113V114H238ZM18 114V115H17ZM103 114V115H102ZM209 114V115H208ZM220 114V115H219ZM236 115H239L238 118H236L237 116ZM253 117V119L251 120L250 117ZM39 116V117H38ZM49 116V118H48ZM105 116V117H104ZM221 116V117H219ZM244 116V117H243ZM209 117V118H208ZM240 117V118H239ZM39 118V119H38ZM44 118V119H43ZM105 118V119H104ZM120 118V119H119ZM248 118V119H247ZM54 119V118H53ZM108 119V120H106ZM113 119V120H112ZM218 119V120H217ZM220 119V120H219ZM237 121H236V120ZM35 120V121H34ZM45 120V121H44ZM50 120V121H49ZM119 120V122H118ZM121 120V121H120ZM224 120V121H223ZM249 120V121H248ZM48 121V122H47ZM123 121V123H122ZM217 121L219 123H221V125H224L226 126V133H228L227 135L225 134L223 137L224 139H222V137L220 138V142L217 141L216 138H213V137H216L214 136L216 134V127L219 126L220 124H216ZM221 121V122H220ZM241 121V122H239ZM65 122V123H64ZM67 122V123H66ZM110 122V123H109ZM125 122V123H124ZM246 122V123H245ZM248 122V124H247ZM42 123V124H41ZM63 123V124H62ZM99 123V124H98ZM112 123V124H111ZM133 123V124H131ZM223 123V124H222ZM226 125H225V124ZM232 123V124H231ZM40 124V125H39ZM69 126H67V125ZM115 124V126L113 125ZM127 124L126 128L131 130V134L129 132V130H125V125ZM132 126L131 128H129L130 126ZM207 124V125H205ZM216 124V125H215ZM228 124H229V127H228ZM64 125V127H63ZM100 125V126H99ZM121 125V126H120ZM134 125V126H133ZM238 125V126H237ZM71 126V127H70ZM98 126V127H97ZM103 126V127H102ZM111 126V127H110ZM114 126V127H113ZM117 126V127H116ZM180 130H184L185 128H189L188 131H190L191 134H196V128L194 127H197V125L195 126H187L186 125H183L181 124L180 125ZM206 126V127H205ZM65 129H63V128ZM73 127V129H71ZM105 127V128H104ZM134 127V128H133ZM193 129H192V128ZM7 130H6V129ZM34 128V129H32ZM70 130H69V129ZM98 128V130L96 129ZM111 128V129H110ZM114 128V129H113ZM182 128V129H181ZM192 130H191V129ZM206 128V129H205ZM213 128V129H212ZM243 128V129H242ZM1 128H0V133L1 131H3ZM62 129V130H60ZM67 129V131H66ZM100 129V130H99ZM108 129V130H107ZM113 129V130H112ZM119 129V130H117ZM134 129V130H133ZM97 130V131H96ZM102 130V131H101ZM115 130V132H112V131ZM122 130V132H120ZM136 130V132H135ZM213 130V131H212ZM243 130V132H242ZM38 131V130H37ZM99 131L98 135H101L102 137L103 136H108V134H106L107 132L108 133H113V135H115L114 137L110 138L112 140V143L111 141H107V145H112V148L114 146V149H108V151L105 150V152H109L111 153L112 151L114 153L112 154H115L111 156L112 159V162L110 163L109 161V164L108 162H106L105 164H103L104 162L102 161L97 163L98 166L96 163V165L94 163H92L90 165V171L87 173V174H84V178H82L83 176L80 175L81 177H79L78 175H73L72 173L74 172V170L77 169H82V167H84V165H82L81 167V164L83 163L81 161V154H79V150L81 149L82 146H86L88 141L91 140L93 138V136H96V133ZM105 131V132H104ZM124 131V133H123ZM193 133H192V132ZM248 130H246L247 132ZM93 132H96V133H93ZM120 132V133H119ZM134 132V133H133ZM215 132V134H214ZM37 133V134H36ZM39 133V134H38ZM93 133V134H92ZM115 133V134H114ZM118 133V134H117ZM214 134V135H211V134ZM87 134V135H86ZM90 134V135H89ZM95 134V135H94ZM106 134V135H105ZM120 134V135H119ZM124 134V135H123ZM128 134V136H127ZM134 136V137H132ZM8 139V137L11 140H7L6 137ZM53 137H49V140L51 141H54V137L56 138V134H52ZM93 135V136H92ZM118 137H117V136ZM123 135V136H122ZM34 136V138H32ZM92 136V138H91ZM100 136V137H101ZM131 138H130V137ZM240 136V137H239ZM126 137V138H125ZM210 139H209V138ZM234 137V138H233ZM52 138V139H50ZM104 138V137H103ZM101 138V139H103ZM114 138V140H113ZM130 138V139H129ZM132 138H134V140H132ZM208 138V140L210 141L212 138H213V141L208 142V140L206 139ZM117 141H116V140ZM129 139V141H128ZM135 139H137V143L135 141ZM183 138L179 139L178 142L180 143V145L182 144V142L184 143L185 139H183V141H180L182 140ZM222 139V140H221ZM235 139V140H234ZM5 140H7V142H10V144L13 142V147H11L10 144H8ZM123 140V141H122ZM133 142H131V141ZM216 143H215V141ZM114 141V142H113ZM1 142V143H2ZM110 142V143H108ZM127 142H129L130 144H128ZM203 142V144H201ZM209 143V145L207 144ZM215 144H213V143ZM219 142V143H217ZM233 142V143H232ZM128 145H127V144ZM140 143V145L138 144ZM179 143L177 144L179 147ZM225 143V144H224ZM15 144V145H14ZM122 144V145H121ZM185 144L187 145V143L185 142ZM185 144H182L184 145L183 147L187 148L188 151H194V146L193 145H188V147H186ZM206 146H205V145ZM212 144V145H211ZM218 144V145H217ZM233 144V145H232ZM46 145V146H45ZM181 145V146H182ZM210 145L212 147H210ZM215 145V146H214ZM217 145V146H216ZM231 145V146H230ZM39 146V147H38ZM45 146V147H43ZM126 148H124V147ZM180 146V149H182V147ZM190 146L192 147L190 148ZM43 147V148H42ZM51 148V146H49ZM80 149H79V148ZM116 147V148H115ZM122 147V148H121ZM206 147V148H207ZM19 148V149H18ZM48 148V147H46ZM217 148V149H215ZM41 149V150H40ZM119 149V150H118ZM190 149V150H189ZM64 150L66 151V153L64 152ZM111 152H110V151ZM118 152V154L116 155V152ZM125 152H124V151ZM19 151L21 153H19ZM121 151V152H120ZM42 152V153H40ZM127 152V153H126ZM40 153V154H39ZM107 153V154H109ZM223 153V154H222ZM65 154V155H64ZM119 155V157H118ZM125 155V156H124ZM129 155V157H127ZM21 156V158H20ZM114 156V157H113ZM223 158H222V157ZM118 157V158H117ZM143 157V158H142ZM24 158V159H23ZM114 158L116 159L114 161ZM129 158V160H128ZM145 158V159H144ZM21 159V160H20ZM220 159V160H219ZM122 160V161H121ZM139 160H140V163H139ZM142 160V161H141ZM144 160V162H143ZM240 159H236L235 163L233 164V166L235 167L236 165V169L239 168V166L241 165V161H239ZM22 161V162H21ZM27 163H26V162ZM113 161H114V164H113ZM118 161V162H117ZM131 163L134 162V163ZM221 161V162H220ZM24 162V163H23ZM136 162L138 164H136ZM240 162V163H239ZM81 163V164H80ZM240 165H239V164ZM26 164V165H25ZM29 166H28V165ZM47 164V165H46ZM79 164V165H78ZM135 164V165H134ZM97 167H95V166ZM109 165V167H108ZM112 167H111V166ZM127 165V166H126ZM141 165V166H142ZM146 165V164H145ZM263 165V166H262ZM29 168H28V167ZM48 166V167H47ZM76 166V167H75ZM78 166V167H77ZM107 166V167H106ZM238 166V167H237ZM45 167V168H44ZM92 167V168H91ZM111 167V168H110ZM262 167L263 171L261 169V172H262V175H264V163H260L259 165V168ZM25 168V169H24ZM28 168V169H27ZM31 168V169H30ZM75 168V169H74ZM93 168H96V169H93ZM113 168V169H112ZM212 168V169H211ZM6 169L8 171H6ZM27 169V170H26ZM44 169V170H42ZM92 169L94 170L92 172ZM112 169V170H111ZM128 169V170H127ZM211 169V170H210ZM127 170V171H126ZM27 171V173H26ZM70 171L72 173H70ZM115 171V172H114ZM153 173L154 175H152L151 173ZM153 171V172H152ZM212 171V172H211ZM20 172V173H19ZM22 172V173H21ZM70 174H68V173ZM124 172V173H122ZM7 173V174H6ZM17 173V174H16ZM24 173V174H23ZM90 173V174H89ZM122 173V174H121ZM149 173V174H148ZM13 174V175H12ZM60 174V175H61ZM68 174V175H67ZM93 174V175H91ZM121 174V175H120ZM210 174V175H209ZM215 174V175H214ZM12 175V176H11ZM65 177H64V176ZM89 175L90 177L92 178H89ZM126 175V176H125ZM130 175V176H128ZM19 176V177H18ZM69 178H68V177ZM72 176V178H71ZM75 176V177H74ZM112 176V178L110 177ZM122 176V177H121ZM144 176V177H143ZM146 176V177H145ZM150 176V177H149ZM154 176V177H153ZM210 176V177H209ZM13 177V178H11ZM87 177V178H85ZM114 177V178H113ZM126 177V178H125ZM129 177V178H128ZM140 177V178H139ZM153 178L152 180H150V183L148 180L149 178ZM156 177V178H155ZM18 178V179H16ZM65 178V179H64ZM89 178V179H88ZM116 178V179H115ZM119 178H121L119 180ZM134 178V179H133ZM139 180H138V179ZM144 178H145V181H144ZM147 178V179H146ZM161 178V179H160ZM207 178V179H206ZM9 179H11V181H9ZM12 179L16 182L14 183V181H12ZM108 179V180H107ZM126 180L124 182V180ZM131 179V180H130ZM157 179V180H156ZM93 180V181H92ZM119 180V182H118ZM122 180V182H120ZM138 180V181H137ZM141 180V181H140ZM143 180V181H142ZM160 180V181H158ZM164 180V181H163ZM60 181V182H59ZM107 181V182H106ZM115 181V184H113ZM132 181V182H131ZM13 182V183H11ZM111 182L112 185L110 184ZM118 182V183H117ZM124 182V183H123ZM138 182H142L138 185ZM160 182V183H159ZM161 182L164 184L161 185ZM11 183V184H9ZM106 183V184H105ZM120 183V184H119ZM147 183V184H146ZM204 183V184H203ZM7 184H9L7 186ZM14 184V185H13ZM109 184V185H108ZM118 184V186H116V190H115V185ZM123 184V185H121ZM133 184V185H132ZM142 184V185H141ZM155 184V186L153 187V185ZM166 184V185H165ZM98 185V186H97ZM114 186V188L111 186ZM146 185V186H145ZM149 185V186H148ZM194 185V184H193ZM192 185V186H193ZM15 186V187H14ZM103 188V189H101ZM103 186V187H102ZM105 186H109L108 188H106ZM121 186V187H120ZM125 186V187H124ZM135 186V187H134ZM145 186V187H144ZM152 186V188H151ZM160 186H166V188H160ZM191 186V187H192ZM194 186V187H195ZM23 187V188H22ZM119 187V188H117ZM138 187V188H137ZM142 187V188H141ZM12 188V189H11ZM101 190H99V189ZM110 188V190H109ZM146 188V189H145ZM153 188H157L156 189V192L158 193H155L154 189ZM15 189V190H14ZM20 189V190H19ZM41 189V190H40ZM107 189V192H105ZM113 189V191H112ZM150 191H149V190ZM153 189V190H151ZM162 189L164 190H167L165 192L162 191ZM191 189V188H190ZM18 190V191H17ZM104 190V192L102 191ZM135 190V191H134ZM139 190V191H138ZM145 192V194L148 192L149 195H153L151 196V201H149V204L147 201H145V205L143 204H140V201L141 199L143 198L141 195H143V191ZM162 191L159 193V191ZM100 191V192H99ZM118 191V192H116ZM152 191V192H151ZM169 191V192H168ZM95 192V193H94ZM97 192V193H96ZM104 194V196H107V198L102 195V193ZM115 193L112 194V193ZM134 192V193H133ZM152 194H150V193ZM185 194H183V193ZM199 192V193H198ZM10 193V194H9ZM17 195H16V194ZM19 193V194H18ZM23 193V194H22ZM99 193V194H98ZM109 193V194H108ZM140 195H138V194ZM166 193V194H164ZM44 194V195H43ZM95 194L97 196H95ZM119 194V195H118ZM132 194V195H131ZM135 194V195H134ZM137 194V195H136ZM144 194V195H145ZM161 194V195H160ZM164 194V195H163ZM181 194V195H180ZM9 195V196H8ZM109 195V197H108ZM123 197H122V196ZM129 195V196H128ZM168 195V196H167ZM169 195H172L170 196L169 198ZM18 196V197H17ZM98 196H99V199H98ZM112 196V197H111ZM114 196V197H113ZM119 196V197H118ZM126 196V197H125ZM141 196V199L140 197ZM96 201L95 200V198ZM104 198V199H100V198ZM139 199H138V198ZM164 197V198H162ZM168 197V199H167ZM188 197V198H187ZM13 198V199H11ZM44 198V199H43ZM94 198V199H93ZM110 198V199H109ZM113 198V199H112ZM115 198V199H114ZM128 198V199H127ZM130 198V199H129ZM134 200H132V199ZM135 198H137L135 200ZM191 198V200H190ZM254 198L255 196H253V194H249L248 195V207H249V215H250V221H251V225H252V228H251V238H252V244H253V247L254 248H257V250H259V252H261V255L264 257V211L263 210H259L255 207V204H254ZM17 199L19 200L18 202L21 204H17L16 201ZM94 201H93V200ZM106 199V200H105ZM108 199V201H107ZM118 199V200H117ZM125 199L128 200H132L133 203H131L129 206H127L128 204H126L125 202ZM162 199V200H161ZM165 199V200H164ZM189 199V200H188ZM13 200V201H12ZM21 200V201H20ZM47 203H46V201ZM102 200V202H101ZM111 200V202H110ZM114 200V201H113ZM140 200V201H138ZM166 200H169L167 204H165L167 201ZM164 201V202H163ZM171 201V202H170ZM197 201V202H196ZM254 201V202H253ZM7 202V203H6ZM24 202V203H23ZM96 202V203H94ZM107 202V203H106ZM114 203L115 204V207H118L116 209H119L118 211H122L125 210L126 211V220L129 219V216L131 218V220H127V223L128 224V227L126 230L129 231V238L127 237L126 240L124 239L123 241V247L120 249V251L118 252V256H115L113 253H109V252H112L109 250V247L111 246H108L107 247V244L110 245L111 244V241L109 239V235H108V232L106 233L102 228H100V222H102V219L104 218V206L105 205H108L110 203ZM118 202V204H116ZM121 202V203H120ZM137 202V204L135 203ZM188 202V203H187ZM192 202V203H190ZM94 203V204H93ZM100 205H99V204ZM106 203V204H105ZM126 205H125V204ZM142 203V202H141ZM13 204V205H12ZM51 206H50V205ZM105 204V205H104ZM147 204V205H146ZM164 204V205H162ZM192 204V205H191ZM15 205V206H14ZM45 205V206H44ZM99 205V206H97ZM102 205V206H101ZM118 205V206H117ZM134 207H132V206ZM140 205V206H139ZM166 205V206H165ZM18 208H17V207ZM99 208L100 209V213L98 212L99 209L95 208V207ZM120 206V208H119ZM123 206V207H121ZM126 206V207H125ZM141 208H139V207ZM168 207L167 209L165 207ZM254 206V207H253ZM48 207H51V208H48ZM133 209H132V208ZM139 209H137V208ZM144 207V208H143ZM92 208L93 211H90ZM122 208V209H121ZM131 208L132 212L128 211V209ZM136 208V209H135ZM18 209V210H17ZM47 209H50L47 210ZM102 209V210H101ZM135 209V210H134ZM144 209V210H143ZM169 209V210H168ZM172 209V211L170 210ZM255 209V210H254ZM95 210V211H94ZM168 210V212L166 211ZM140 211V212H139ZM143 211V212H142ZM167 213H166V212ZM169 211H171L169 213ZM43 214H42V213ZM51 212V213H50ZM95 212V213H94ZM129 212V213H128ZM134 212V214H132ZM149 212V213H148ZM259 212V213H258ZM49 213V214H48ZM90 213H94L96 215H93ZM99 213V214H97ZM102 213V214H101ZM130 213L134 216L131 217ZM163 213H164V216H163ZM166 213V215H165ZM262 213V214H261ZM0 214V215H1ZM119 214V213H118ZM138 214V215H137ZM169 214V215H168ZM173 214V215H171ZM175 214V215H174ZM45 215V216H44ZM94 217H93V216ZM99 215V216H97ZM153 215V216H152ZM161 215H162V219H161ZM252 215V216H251ZM20 216V217H19ZM44 216V217H43ZM138 216V217H136ZM167 218H166V217ZM171 216H173L171 218ZM14 217V218H13ZM19 217V218H18ZM54 217V218H52ZM89 217H91L92 219H90ZM99 217V218H98ZM137 219H136V218ZM142 217V218H141ZM153 217V218H152ZM170 217V218H168ZM177 217V218H175ZM193 217H194V220H193ZM259 217V218H258ZM22 218V219H21ZM96 218V220L94 219ZM135 218V219H133ZM149 218V219H147ZM94 219V220H93ZM101 219V220H100ZM159 219V220H158ZM163 223L161 220H163ZM168 219V220H167ZM175 220L173 221V224L171 225L172 221L171 220ZM178 219L181 220V218L179 217ZM22 220V221H21ZM55 220V221H54ZM91 220V221H90ZM145 220V221H144ZM170 220V222H169ZM99 223L97 224L96 222ZM153 221V222H152ZM95 222V224H93ZM146 222V223H145ZM158 222V223H157ZM168 222V225H166ZM175 222V223H174ZM187 222V223H186ZM103 223V222H102ZM145 223V224H144ZM163 225V227L160 225ZM170 223V224H169ZM180 223H182V228L180 226ZM260 223V224H259ZM24 224V225H23ZM39 224V225H38ZM153 224V225H152ZM187 224V225H186ZM257 224V225H256ZM56 225V226H54ZM152 225V226H151ZM155 225V226H154ZM171 225V226H170ZM59 226V228H58ZM167 226V228H166ZM170 226V227H168ZM131 227V228H130ZM149 227V228H148ZM160 227V229H159ZM171 227V228H172ZM184 227V228H183ZM100 228V229H99ZM164 228V229H162ZM259 228V229H258ZM40 229V230H38ZM42 229V230H41ZM60 229V230H59ZM96 229V230H95ZM149 229V230H148ZM184 229V230H183ZM255 229V230H254ZM100 230V231H98ZM102 230V231H101ZM155 230V231H154ZM158 230H159V233H158ZM183 230V231H182ZM25 231V232H24ZM121 232V230H119ZM119 231H116L115 232V235L119 236ZM127 231V232H128ZM131 231V232H130ZM161 231V232H160ZM256 231V232H255ZM24 232V233H23ZM61 232V233H60ZM97 232V233H96ZM123 232V231H122ZM155 232V233H154ZM26 233V234H25ZM107 235H105V234ZM117 233V234H116ZM191 233V234H190ZM255 233V234H254ZM47 234V235H46ZM64 237H63V235ZM98 234V235H97ZM121 234V233H120ZM101 235H102V238H101ZM105 235V236H104ZM146 235V236H145ZM151 235V236H150ZM23 236V237H22ZM100 236V237H99ZM103 236L104 238H107L108 240L106 241L105 240H101L103 239ZM134 236V237H133ZM25 237V238H24ZM47 237V238H46ZM63 237V239L61 238ZM137 237V238H136ZM155 237V238H154ZM57 238V239H58ZM101 238V239H100ZM44 239V240H43ZM62 239V240H61ZM99 239V240H98ZM138 239V240H137ZM152 239V240H153ZM99 241V242H96V241ZM104 242V244L101 242ZM45 241V242H44ZM93 242V244H92ZM106 242V243H105ZM110 242V243H109ZM127 242V243H126ZM131 242V243H130ZM19 243V244H18ZM70 243V244H69ZM98 243V244H97ZM101 244V245H100ZM47 245V246H46ZM100 245V246H99ZM112 245V244H111ZM146 245V247H145ZM76 246V247H74ZM94 246V247H93ZM97 246V249L99 247V250L96 249ZM101 246H103L102 249H104V251H107L106 249H108L107 253H109L108 255H106L107 253L104 252L102 249H101ZM46 247V248H45ZM92 248V249H91ZM80 251H79V250ZM87 249V250H86ZM94 249H96L97 251H95ZM94 250V251H93ZM148 251V252H146ZM28 252V253H27ZM82 252V253H81ZM92 252V253H91ZM99 252H103L102 255L101 253ZM187 252V253H186ZM47 253V254H46ZM78 253H79V256H78ZM84 253V254H83ZM94 253V254H93ZM99 253V254H97ZM149 253L151 254V256L154 254V256H149ZM153 253V254H152ZM156 253V254H155ZM76 254V255H75ZM93 254V255H92ZM104 254V256H103ZM143 254V255H142ZM83 255V256H82ZM85 255V256H84ZM87 255V257H86ZM92 255V257L90 256ZM99 255V259L98 258H95V256L98 257ZM106 255V256H105ZM136 255V256H135ZM157 255V256H156ZM73 259H71V258ZM90 257V259H89ZM94 257V258H93ZM101 257H103L101 259ZM108 257V258H107ZM111 257V258H110ZM66 258V259H67ZM82 258V259H81ZM86 258V259H85ZM88 258V259H87ZM107 258V259H106ZM110 258V259H109ZM116 258V259H117ZM156 260H155V259ZM86 261H85V260ZM97 261H96V260ZM104 259V260H103ZM106 259V260H105ZM84 260V261H83ZM101 260H103L101 262ZM108 260V262H107ZM152 260V261H151ZM158 260V262H157ZM66 261V262H65ZM75 261V262H74ZM73 262V263H72ZM77 262V263H76ZM101 262V263H100ZM105 262V263H104ZM160 262V263H159ZM3 262L0 260V264H2ZM4 264V263H3ZM154 264V263H152ZM263 264H264V259H263Z\"/></svg>", "mask_w": 264, "mask_h": 264}]
</instances>
